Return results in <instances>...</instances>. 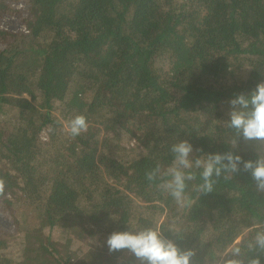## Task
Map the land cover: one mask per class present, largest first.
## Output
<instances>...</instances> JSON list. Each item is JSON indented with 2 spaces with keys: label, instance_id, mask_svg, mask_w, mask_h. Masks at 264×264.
<instances>
[{
  "label": "trees",
  "instance_id": "1",
  "mask_svg": "<svg viewBox=\"0 0 264 264\" xmlns=\"http://www.w3.org/2000/svg\"><path fill=\"white\" fill-rule=\"evenodd\" d=\"M20 19L1 25L5 14ZM0 264H140L114 231L159 226L194 264H214L264 227L250 172L223 174L185 207L146 173L193 156L264 155L228 126L229 101L264 81V0H0ZM87 118L72 137L65 125ZM202 149L203 151H196Z\"/></svg>",
  "mask_w": 264,
  "mask_h": 264
},
{
  "label": "clouds",
  "instance_id": "2",
  "mask_svg": "<svg viewBox=\"0 0 264 264\" xmlns=\"http://www.w3.org/2000/svg\"><path fill=\"white\" fill-rule=\"evenodd\" d=\"M231 111L228 126L236 130L233 148L240 139L244 141H264V81L258 83L250 94L240 93L229 101ZM87 118L83 114L72 117L65 125V130L73 138L88 131ZM202 152V149H196ZM173 159L171 164L162 169L157 165L146 173L149 181L160 180L159 189L170 195L178 207L187 204L186 189L188 182L196 179L193 169H199L202 183L196 186L200 193H212L216 180L223 174H236L243 170L250 172L256 182L258 192H264V155L256 160H243L233 151L209 153L193 156L194 148L188 140H179L171 146ZM4 182L0 180V191ZM110 253L128 250L140 264H194V249L182 250L176 241L165 237L159 226L131 228L127 231H114L106 239ZM250 254H243L236 247L231 252L222 254L214 264H264V227L260 228L248 242ZM207 264V261H206Z\"/></svg>",
  "mask_w": 264,
  "mask_h": 264
},
{
  "label": "rangeland",
  "instance_id": "3",
  "mask_svg": "<svg viewBox=\"0 0 264 264\" xmlns=\"http://www.w3.org/2000/svg\"><path fill=\"white\" fill-rule=\"evenodd\" d=\"M19 18L17 15L14 14H5L3 20L1 21V25L4 28H11V29H16L19 26H24L19 24ZM3 45L0 44V47ZM0 229L4 233H13L14 232V226L11 220V217L9 214L6 215V213H0Z\"/></svg>",
  "mask_w": 264,
  "mask_h": 264
}]
</instances>
